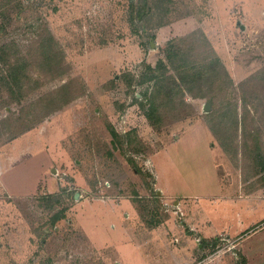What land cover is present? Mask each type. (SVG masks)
Wrapping results in <instances>:
<instances>
[{"label": "rangeland", "instance_id": "374dc122", "mask_svg": "<svg viewBox=\"0 0 264 264\" xmlns=\"http://www.w3.org/2000/svg\"><path fill=\"white\" fill-rule=\"evenodd\" d=\"M19 138L63 154L31 162L54 189L32 171L14 174L29 193L0 181V264H145L103 244L120 223L186 230L189 199L158 194L154 169L169 193L212 192V141L224 187L264 186V0H0V154ZM170 235L185 263L242 262L239 238L194 239L193 261Z\"/></svg>", "mask_w": 264, "mask_h": 264}, {"label": "crops", "instance_id": "0c3cea01", "mask_svg": "<svg viewBox=\"0 0 264 264\" xmlns=\"http://www.w3.org/2000/svg\"><path fill=\"white\" fill-rule=\"evenodd\" d=\"M174 142L175 141L169 144H172ZM20 143L23 144L21 147L19 145ZM24 144H26V142L22 138H19L17 141H13L12 145L8 146L9 149H5L0 154V181L4 189H6V192L10 191L9 194L29 193L25 192L26 187L21 184V178H24L26 174L19 175L18 177H16L14 174L16 172H19L18 174L27 172L28 175H31V171L37 174V177L39 175L38 180L40 182L46 184L49 188L54 189L56 184L55 178H52L50 176L48 178L45 177V174L47 172L42 170V168L44 169V166H42L43 164L37 165L36 168L34 167L35 169L33 171V169H31V162L34 159L35 162H39L38 160L41 159H46L45 166L54 164L59 156L63 154L61 152L63 149H61L58 145H55L53 146L52 150L48 151L44 147L41 149V152H37V156L32 157L29 156V151H27V147L24 146ZM168 145H166L164 148H166ZM210 145H212V150L215 151V183L213 188L214 190L212 192L202 194L197 187L194 189L193 185L191 184L190 192L195 191V194L181 192L169 193L167 185L159 183V180L161 179V172L158 174V171L154 169L156 179L155 185L156 189L158 190V194H162L163 198L169 200L176 197H185L189 199L190 202H179L180 207L183 210L184 219L187 222V226L189 228L186 227L185 230L184 225H171L168 221L162 222L159 225L149 227L144 222L140 223V225L138 224V222L140 221V217L137 209L134 208L131 203L128 202L129 206L125 205L126 203H124L123 205L116 204L118 208L127 207L129 209L124 213L125 217L130 218L134 216L135 219H138L139 221H134L135 226H132L129 222L128 225L120 223V227L118 228V232L116 235L117 237L109 238V240L103 245L108 244L109 246H118V248L121 247L124 249H130L131 255H133V253L137 254L138 252L140 258L145 261V264H148V262H146L147 260L151 262L158 260V262L155 263L159 264L162 259L161 255L163 254L164 256H166L167 254L169 255L167 260L165 257H163V259L165 258L166 260L165 264H188L189 261L185 263L183 262V260L177 259L178 257H174V255L170 253L172 249L173 253H175L174 246L170 242V234L184 233V242L182 240V247L179 250L180 252H185L189 260L193 261L195 260V254L192 253L191 245H196V243H193L194 239L196 240L197 238H201V242L198 243V246L200 247V251H206V249H211L215 248V246H218L220 242V235H225L226 238L229 239L233 237L241 239V242L238 241L237 244L241 243V245L239 246V255L242 256V262H238L239 260H235L236 257H233L231 261L232 264H264V186L248 190L246 191V195L241 194L240 191L242 190H240L239 187L234 189H228L227 186L224 187L222 181L220 180V175L218 173L216 164V158H218L219 152H222V149L220 146H214V143L212 141H210ZM28 148L32 149L33 146H30ZM39 156L41 157V159L37 158ZM20 159L22 161H20ZM152 159L153 155L151 157V162L152 165H154ZM19 161L20 163L16 164V162ZM53 172H55L54 168ZM163 173L165 172L163 171ZM36 187L37 186L35 184V190ZM43 188H45V186H43ZM198 199L202 201L199 203ZM222 212H226L227 214L225 213V215H223L224 213ZM229 213H231V215ZM234 215L236 216L235 219L237 220L239 226L238 229L235 230V232H231V230L234 229V226H231L230 224L226 226H220L216 224L217 222L222 223V220H229L234 217ZM246 220H248L247 223H245ZM111 227L114 228L115 225L113 224ZM146 247L148 248V250L145 251ZM149 252L151 253L149 254ZM143 254L145 255L144 257H142ZM207 255L205 258L208 257ZM144 258L147 260H145ZM203 259H196V261H201ZM234 260L235 262H233ZM135 264H138V262Z\"/></svg>", "mask_w": 264, "mask_h": 264}, {"label": "water", "instance_id": "95a60500", "mask_svg": "<svg viewBox=\"0 0 264 264\" xmlns=\"http://www.w3.org/2000/svg\"><path fill=\"white\" fill-rule=\"evenodd\" d=\"M204 110H205V111H210V110H211V104H210V102H207V103L205 104V106H204Z\"/></svg>", "mask_w": 264, "mask_h": 264}, {"label": "trees", "instance_id": "16d2710c", "mask_svg": "<svg viewBox=\"0 0 264 264\" xmlns=\"http://www.w3.org/2000/svg\"><path fill=\"white\" fill-rule=\"evenodd\" d=\"M114 132V131H113Z\"/></svg>", "mask_w": 264, "mask_h": 264}]
</instances>
